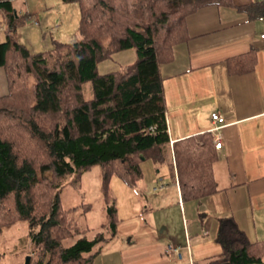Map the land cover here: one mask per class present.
Segmentation results:
<instances>
[{"label":"trees","instance_id":"1","mask_svg":"<svg viewBox=\"0 0 264 264\" xmlns=\"http://www.w3.org/2000/svg\"><path fill=\"white\" fill-rule=\"evenodd\" d=\"M14 1L0 0V18L9 30L0 42L7 82L0 96V233L27 223L28 264H93L116 237L114 206L110 222L92 238L90 228L77 225L90 204L59 207V194L80 186L83 174L94 168L106 201L113 178L130 189L143 181L145 162L156 171L169 168L182 202L216 192L213 136L170 144L161 67L189 40V16L206 7H233L261 20L264 0L242 6L233 0H60L77 5L78 40H54L39 53L13 37ZM127 50L135 53L132 64L98 73L100 62ZM255 66V50L227 61L231 75L251 73ZM87 84L90 99L84 97ZM68 177L73 179L66 182ZM215 241L222 253L208 264H264V241L249 243L231 216L218 219Z\"/></svg>","mask_w":264,"mask_h":264},{"label":"crops","instance_id":"2","mask_svg":"<svg viewBox=\"0 0 264 264\" xmlns=\"http://www.w3.org/2000/svg\"><path fill=\"white\" fill-rule=\"evenodd\" d=\"M252 1L233 0V5ZM186 24L189 40L177 48L171 64L161 67L168 135L172 145L209 133L212 114L224 119L219 132L222 149L216 150L213 165L216 192L200 201L182 202L169 168L154 172V165L146 162L147 168L152 166L147 184L143 176L133 188L144 206L128 215L115 209L116 237L93 264H176L166 256L168 246L182 249L180 264H208L222 253L215 240L218 219L227 216L233 217L249 243L264 241V39L260 38L264 19L250 20L233 7L211 6L189 16ZM251 50L256 51L255 69L245 75L229 74L227 61ZM6 93L0 68V96ZM154 174L160 189L147 193ZM170 190L177 204L170 202ZM25 242L16 240L5 250L4 241L0 261L9 252L14 253V264H23L18 245Z\"/></svg>","mask_w":264,"mask_h":264},{"label":"rangeland","instance_id":"3","mask_svg":"<svg viewBox=\"0 0 264 264\" xmlns=\"http://www.w3.org/2000/svg\"><path fill=\"white\" fill-rule=\"evenodd\" d=\"M14 7L15 11L18 12V21L15 23L17 27L13 37L20 44L26 46L31 53L49 50L54 40L62 43H74L78 40L77 28L79 12L76 4H64L60 0H15ZM0 22V25L3 27V31L0 32V42H2L5 33L9 34V30L7 24L1 18ZM134 61V51L127 50L119 52L114 54L110 59L100 62L97 65V71L99 74L113 72L132 64ZM84 97L86 99L92 97L90 84L84 86ZM146 164L145 162L143 165L145 171L142 169L143 174H145V182L148 168H152L151 165V167L148 166L147 168ZM148 164L151 163L148 162ZM155 170L153 168L154 172ZM98 171V168H94L90 172L83 174L80 186L70 185L59 194L58 198L61 209L86 203L91 205L92 208L89 213L85 216L79 214L77 217V225L79 228L88 227L91 229L87 235L88 238H92L102 224L110 222L111 214H108V210H110L111 206H114L116 210L118 209L121 215L124 211L128 215V212L134 211L135 213V209L144 206L145 202L140 199L136 189H130L124 186L116 178H113L110 182L109 196L111 198L106 201L101 193ZM154 176L156 179L150 185L146 186L147 193H151L153 188L155 190L160 189L158 175L154 174ZM72 179V177H68L66 182ZM169 192L170 202L173 205V202L177 204L174 191L170 190ZM19 239L26 240L23 245H18L20 253H23L20 254L23 255L22 263L25 264L26 258L28 257L27 253L31 248L30 231L27 223H17L14 227L4 230L2 235H0V248L2 249L1 244L7 241L8 244L6 243L4 249H11V243H15ZM0 264H14V253L8 252L6 257L0 261Z\"/></svg>","mask_w":264,"mask_h":264},{"label":"built area","instance_id":"4","mask_svg":"<svg viewBox=\"0 0 264 264\" xmlns=\"http://www.w3.org/2000/svg\"><path fill=\"white\" fill-rule=\"evenodd\" d=\"M2 31H3V27L0 25V32ZM260 38L264 39V34L261 35ZM211 122L213 124V127L212 129H210L209 133L213 136V145H214L215 150L219 151L222 149V137L219 132H220L221 126L224 123V119L217 113H214L211 115ZM166 256L167 258H169L172 262L176 264H180L184 262V256L182 254V249L177 246H168L166 249Z\"/></svg>","mask_w":264,"mask_h":264},{"label":"water","instance_id":"5","mask_svg":"<svg viewBox=\"0 0 264 264\" xmlns=\"http://www.w3.org/2000/svg\"><path fill=\"white\" fill-rule=\"evenodd\" d=\"M14 13H15V11H14ZM108 214H109V215L111 214V211H110V210H108ZM29 261H30V257L28 256V257L26 258L25 264H28Z\"/></svg>","mask_w":264,"mask_h":264}]
</instances>
